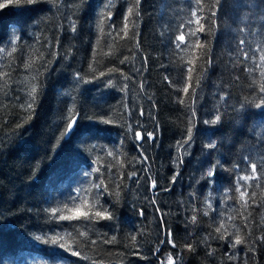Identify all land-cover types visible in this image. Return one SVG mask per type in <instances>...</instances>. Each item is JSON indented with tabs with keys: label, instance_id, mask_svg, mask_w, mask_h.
I'll return each mask as SVG.
<instances>
[{
	"label": "trees",
	"instance_id": "1",
	"mask_svg": "<svg viewBox=\"0 0 264 264\" xmlns=\"http://www.w3.org/2000/svg\"><path fill=\"white\" fill-rule=\"evenodd\" d=\"M262 88L264 0L0 9V264H264Z\"/></svg>",
	"mask_w": 264,
	"mask_h": 264
},
{
	"label": "snow or ice",
	"instance_id": "2",
	"mask_svg": "<svg viewBox=\"0 0 264 264\" xmlns=\"http://www.w3.org/2000/svg\"><path fill=\"white\" fill-rule=\"evenodd\" d=\"M16 3V4H19L20 3V0H6V3H0V9H3L5 7H7L8 5H11L13 3ZM27 4L29 5H32V4H35V3H38L39 0H26ZM137 4L139 3V0H136ZM197 3H199V0H197ZM129 11L131 12V9H129ZM193 15H195V13H193ZM125 20H127V17H125ZM73 31H75V26L73 25ZM192 35H195V33H192ZM176 40L179 42L177 44V46H181L183 44V42L185 41V36L183 34L179 35L176 37ZM101 75H103V73H101ZM199 83V82H197ZM33 91H35V89H33ZM188 91V88L185 87L184 88V92H187ZM261 91H264V88L261 89ZM181 103H183V101H181ZM33 105L32 104H29L28 105V108H32ZM257 107H260V105H257ZM217 119H219V117H217ZM76 121L73 120L72 123H69L67 125V131L63 134L65 137H67L68 135L71 134L72 131H74V125H75ZM145 135L148 136L149 139H154L153 137V134L151 132H145ZM134 136L136 139L138 140H142L143 137L141 135V132L137 131L134 133ZM141 147H143V145H141ZM180 147H183V145H180ZM109 155H111V153H109ZM256 170V165L255 164H252V171L255 172ZM213 173L210 171L208 173V176L209 178L213 177ZM133 176H135V173H133ZM251 177L250 176H243V177H240L241 180H248L250 179ZM153 188L155 189L156 187V184H155V181H153ZM245 195L244 193H241V196ZM77 200L80 199L79 196L76 197ZM67 206V205H66ZM52 212H53V215L55 216L56 212H57V209H52ZM80 215L84 216V217H88V214L87 213H81ZM97 217H100L102 216V213L101 212H97L95 214ZM105 219H110L111 217L109 216H104ZM59 219L62 220V221H72V220H77L79 219V216H76V215H72V216H65V215H60L59 216ZM192 220L195 221L196 220V216H193L192 217ZM217 231H219V229H217ZM133 239H135V237H133ZM171 243V241H169ZM51 243H52V246H53V250H56V249H63L64 248V245L62 243H58V241L53 238L51 240ZM161 243H163V241H161ZM242 243L241 239L239 237L236 238L235 240V243L233 245V247H235V245H238ZM68 251H71V254L73 256H77V255H80V252H79V249L77 248L76 250H71V249H68ZM52 260L54 261H60V260H63L65 259V257H54V258H51ZM169 264H173V261L171 259V257H169Z\"/></svg>",
	"mask_w": 264,
	"mask_h": 264
},
{
	"label": "water",
	"instance_id": "3",
	"mask_svg": "<svg viewBox=\"0 0 264 264\" xmlns=\"http://www.w3.org/2000/svg\"><path fill=\"white\" fill-rule=\"evenodd\" d=\"M78 117H79V115H76L73 119H72V121L70 122V123H72L73 122V120H75L76 121V123H77V121H78ZM76 123H75V125H74V129H75V127H76ZM73 132V131H72ZM72 132H71V134H72ZM70 134V135H71ZM70 135H68L66 138H69L70 137ZM141 135H142V133H141ZM143 140V139H142ZM142 140H138L137 139V141H138V143H141L142 142Z\"/></svg>",
	"mask_w": 264,
	"mask_h": 264
}]
</instances>
